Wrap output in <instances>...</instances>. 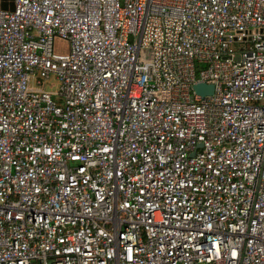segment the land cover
Returning <instances> with one entry per match:
<instances>
[{"label":"built area","instance_id":"obj_1","mask_svg":"<svg viewBox=\"0 0 264 264\" xmlns=\"http://www.w3.org/2000/svg\"><path fill=\"white\" fill-rule=\"evenodd\" d=\"M6 2L0 264H264V0Z\"/></svg>","mask_w":264,"mask_h":264},{"label":"rangeland","instance_id":"obj_2","mask_svg":"<svg viewBox=\"0 0 264 264\" xmlns=\"http://www.w3.org/2000/svg\"><path fill=\"white\" fill-rule=\"evenodd\" d=\"M53 47L55 52L66 53L69 50V43L66 40L56 37L54 39ZM150 55L151 51L147 49L145 51V58H143L147 60L149 59ZM43 87L48 90L55 91L59 87V81L55 77L51 76L50 79L44 82Z\"/></svg>","mask_w":264,"mask_h":264},{"label":"water","instance_id":"obj_3","mask_svg":"<svg viewBox=\"0 0 264 264\" xmlns=\"http://www.w3.org/2000/svg\"><path fill=\"white\" fill-rule=\"evenodd\" d=\"M0 1H1L0 4L3 8L8 7V3L6 2V0H0ZM9 7L12 8V3L9 4ZM193 88L201 96H203L205 94H211L213 92V85L205 84L203 82H199V83L194 84ZM197 147H201V145L199 144ZM192 155H193V153H192Z\"/></svg>","mask_w":264,"mask_h":264}]
</instances>
